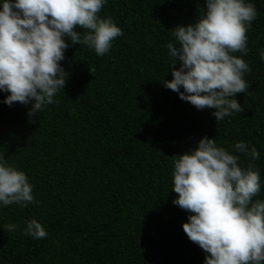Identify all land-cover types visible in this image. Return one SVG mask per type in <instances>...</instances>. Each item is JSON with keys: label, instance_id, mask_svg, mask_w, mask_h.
<instances>
[{"label": "trees", "instance_id": "16d2710c", "mask_svg": "<svg viewBox=\"0 0 264 264\" xmlns=\"http://www.w3.org/2000/svg\"><path fill=\"white\" fill-rule=\"evenodd\" d=\"M253 2L249 86L236 94L243 111L219 123L214 109L198 110L163 84L173 78L172 31L198 19L204 0H108L99 15L123 35L103 56L70 44L58 103L30 118L31 105L9 106L0 92V151L25 171L39 202L0 208V225H18L0 226V264H203L205 252L182 227L188 213L172 203L174 160L205 135L229 151L251 142L264 199V0ZM239 155L247 166L250 157ZM32 218L45 238L23 233Z\"/></svg>", "mask_w": 264, "mask_h": 264}, {"label": "clouds", "instance_id": "9594fccd", "mask_svg": "<svg viewBox=\"0 0 264 264\" xmlns=\"http://www.w3.org/2000/svg\"><path fill=\"white\" fill-rule=\"evenodd\" d=\"M108 0H0V92L3 102L31 105L30 118L64 87L68 73L61 65L71 45L83 44L98 56L109 52L123 30L112 17L99 15ZM205 11L194 22L172 31L166 47L172 58L171 80L164 87L198 110L214 109L217 123L243 111L237 93L247 92L244 59L248 30L259 13L253 0H204ZM86 29L81 33L77 28ZM240 53V55H236ZM264 61V47L259 49ZM179 66L177 67V65ZM94 72L92 69H90ZM229 151L215 138L203 136L190 151L174 160V205L188 213L182 227L206 254L203 264H264V199L260 153L255 145L236 141ZM250 157L243 166L240 155ZM22 169L0 151V208L39 203ZM2 226L13 232L18 225ZM25 235L47 236L36 218L25 222Z\"/></svg>", "mask_w": 264, "mask_h": 264}]
</instances>
